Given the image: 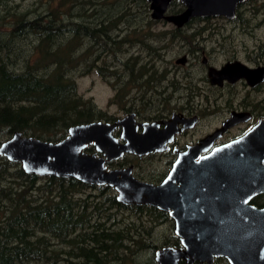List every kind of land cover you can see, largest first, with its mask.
Masks as SVG:
<instances>
[{
	"label": "trees",
	"instance_id": "obj_1",
	"mask_svg": "<svg viewBox=\"0 0 264 264\" xmlns=\"http://www.w3.org/2000/svg\"><path fill=\"white\" fill-rule=\"evenodd\" d=\"M8 1L0 0V141L19 132L56 143L71 126L112 121L78 93L75 74L96 72L111 81L114 103L128 99L133 88L142 109L164 94L157 89L167 81V70L159 74L156 62L162 57L159 51L167 48L146 46L150 61L123 60L117 54L124 45L130 48L122 55L140 45L145 48L144 40L129 33L118 39L117 32L120 26L140 32L134 28L140 23L132 10L144 9L146 14L145 0H58L56 10L52 0L41 12L36 8L21 12V3L10 0L14 3L9 8ZM249 3L264 15V0ZM177 7L181 5L174 1L171 9ZM169 35L176 41L177 33ZM22 42L25 47L15 49ZM170 86L176 88L173 82ZM88 189L98 193L86 195ZM119 212L146 216L158 225L168 221L155 208L119 204L107 186L28 175L19 163L0 157V264H127L144 250L152 253L153 260L156 250L179 246L169 236L160 246L148 242L135 223H122ZM216 264L228 262L219 259Z\"/></svg>",
	"mask_w": 264,
	"mask_h": 264
},
{
	"label": "water",
	"instance_id": "obj_2",
	"mask_svg": "<svg viewBox=\"0 0 264 264\" xmlns=\"http://www.w3.org/2000/svg\"><path fill=\"white\" fill-rule=\"evenodd\" d=\"M145 1L152 19H164L180 28L197 17L235 19L238 6L247 0H179L185 10L171 16L165 13L174 0ZM184 61L182 57L176 63ZM238 64L220 71L211 69L209 76L215 78L212 83L221 84L233 67H239L238 77L264 81V68L250 70ZM228 123L180 154L161 185L135 179L132 167L107 170L105 163L125 154L141 157L164 151L176 132L175 118L165 123L161 134L156 133L158 123L138 124L134 113L113 123L93 121L71 126L67 136L56 143L16 132L1 143L0 157L19 163L28 175L107 186L115 191L119 204L168 212L181 247L158 249L154 254L156 264H213L215 259L228 264H264V209L249 204L253 197L264 194V126L195 160L221 137ZM117 128H121L122 143L113 135ZM89 146L94 153L84 151Z\"/></svg>",
	"mask_w": 264,
	"mask_h": 264
},
{
	"label": "flooded vegetation",
	"instance_id": "obj_3",
	"mask_svg": "<svg viewBox=\"0 0 264 264\" xmlns=\"http://www.w3.org/2000/svg\"><path fill=\"white\" fill-rule=\"evenodd\" d=\"M174 1L179 2V0ZM247 3H249V0L238 6L235 19L229 20L225 17H197L190 19L188 23L180 28L175 27L164 19H152L151 10L147 3L148 9H146V14L149 16L148 21L154 25L159 23L172 25L174 28L172 33H177V38L176 41L172 40L171 43L179 44L182 48H186L183 50V55L178 57L174 61V64H171L174 66L172 68L174 72L172 71L169 73V70H167L165 74L166 78H168V74H172L171 77L177 79L176 83H174L176 88L173 89V87L168 85L167 89L164 90V94L157 100L156 104H151L143 109L139 107L127 110L125 115L121 118L134 113L135 120L138 124L158 123L159 126L156 129V133L159 134L165 130V123L175 118L176 132L173 134L171 142L166 144L167 149L164 151L152 152L141 157L125 154L117 161H107L105 163L107 170L132 167V174L135 179L151 185H161L167 180L180 154L187 152L190 147L195 146L201 140L206 139L208 136L220 130L225 123L229 122V127L225 129L221 137L213 142L207 151L200 153V155L195 158L196 161L206 157L218 147L242 139L256 127L264 126V81H248L244 77H238L239 67H233L227 74V77L222 80L221 84L212 83L213 80L215 81V78L209 76V71L211 69L220 71L226 66L233 64L239 65L238 63L250 70L264 68V41H255L252 46H248L243 42L241 45L243 52L236 49L233 42L227 47L219 46V43L215 42L218 47H213L209 51H206V45L213 44L214 41L206 37L204 39L202 37V39L198 41V37L202 32H204V34L217 32L226 34L234 31L251 37L254 31L253 29L260 27V25H258L259 23L254 25L251 24V21H256V15H259L258 13L261 12H255L254 9L253 13L251 10L241 12L239 8ZM171 5L165 13V16L178 15L185 10L181 4L180 8L178 7L175 10H171ZM239 12L241 13L239 14ZM248 15L252 16L249 20L246 18ZM214 19H223L225 22H228V26L206 25L199 28V26L195 25V23L200 21L209 22ZM261 21L263 22L264 19ZM184 31L192 32L190 40L183 41V39L180 38ZM162 48L166 47H161L160 49ZM218 49L220 50L218 51ZM242 54L243 56L240 57ZM182 57H185L184 63L177 64L176 61ZM219 57L224 59L222 62L217 63ZM197 66L201 67L203 73L195 74L192 71V68H197ZM180 69H184L185 71L182 73L177 72ZM121 118L109 121V123H113ZM212 122H217V124L212 126ZM142 131L143 129L139 127L138 132L141 133ZM113 135L118 138L121 143L123 142L120 139L121 128H117ZM90 147L93 148L92 146L88 148ZM88 148L84 151L89 154L95 152L94 148L93 151L88 152ZM128 157L131 159H127ZM134 160L136 162H134ZM178 185L180 186V184H177V186ZM249 204L256 209H264V194L256 195L251 199ZM161 212L167 215L168 221L160 225L169 224L171 226L169 238L179 241V246L175 245L168 247L180 248V238L175 234L174 220L170 217L168 212ZM217 260L219 259H215L213 264H215ZM180 264L184 263L180 262Z\"/></svg>",
	"mask_w": 264,
	"mask_h": 264
},
{
	"label": "rangeland",
	"instance_id": "obj_4",
	"mask_svg": "<svg viewBox=\"0 0 264 264\" xmlns=\"http://www.w3.org/2000/svg\"><path fill=\"white\" fill-rule=\"evenodd\" d=\"M16 3L18 4H22L21 8L22 10H19L21 12H25L26 10H32L34 11L35 8L37 9V11L41 12V9L46 11L48 4V1H52V0H41L42 4L39 3V0H15ZM14 3V1H8L6 2L7 7L11 8L12 4ZM39 3V4H38ZM52 9L56 10L59 7V2L58 0H54L52 1ZM37 6V7H36ZM253 6L254 3H247L246 5H242L239 9L241 12L243 11H247V10H251L252 13L253 11ZM1 7V6H0ZM178 8V7H177ZM177 8H173L171 10H175ZM63 11H67L64 8H62ZM0 10H2L0 8ZM144 9H138L135 8L132 10L133 14L137 15L138 18V22L140 24H134V28H137L139 31H137L135 34L133 33L132 30L120 26V28L117 30V32H119L120 37L118 39H122L124 36H126L128 33L130 34V37L133 38H139V40H144V46L145 48L142 47V45H140L139 47H134L132 49H130V51L128 53H125L122 55V53H124L127 49L130 48L129 45H124L121 48V53H117L119 58L125 60L127 58H131V57H140L141 59H145L146 61H150V57L148 55V51L146 50V46L151 45L153 48L155 49H159L161 47H166V50H162L159 51V54L162 55V57L159 59V61L156 62V66L159 70V74L163 72V69L169 70V73H171L172 71L174 72V70L172 69L174 66H172L171 64H174V61L178 58L181 57L183 55V50H185L186 47H183L179 44H173L171 43V37H170V33L173 32V26L170 24H165V23H159L157 25L151 24L149 23L147 25V15L145 14V12L143 11ZM83 14V13H82ZM259 15H256L257 17L255 18L256 21H251V24H257L260 25L259 28L253 29V34L250 36H245L244 34L241 33H237V32H230V33H210V34H204V32H202L199 35V39L198 41H200L203 37V39L206 37L207 39L214 41L213 44H207L206 47V51H209L211 48L213 47H218V45L220 46H225L227 47L228 45L232 44V42L234 43V45L236 46V49H238L239 51L243 52V49L241 47V45L243 44V42H245L246 45L248 46H252L253 43L255 41H264V21L262 22L261 20L264 19V15H262L263 13H258ZM2 16V15H0ZM248 20L250 18H252L251 15H248L246 17ZM87 20H89L87 18ZM1 23V20H0ZM240 25L242 23H239ZM195 25L200 27H204L206 25H227L228 26V22H225L223 19H214L211 21H200L198 23H195ZM243 25V24H242ZM5 27V26H4ZM166 36L164 39L161 38V35ZM117 34L115 33L113 36H116ZM192 32L191 31H184L181 34V37L183 39V37H188L189 39L191 38ZM150 36V37H148ZM232 36V37H231ZM148 37V38H146ZM131 38V39H133ZM179 38V39H180ZM206 39V40H207ZM158 41H163V42H158ZM184 41V39H183ZM215 42H218L219 44H215ZM26 43H29L28 41ZM211 43V42H210ZM25 43L22 42L16 45L15 49H23L25 47ZM26 47H29V45H27ZM221 49V48H220ZM218 49V51L220 50ZM242 55H240V57H242ZM223 57V56H222ZM219 57V59L217 60V63H220L223 61L224 58ZM107 58V57H106ZM109 58V57H108ZM119 60V59H118ZM109 61L114 62V59L112 56H110ZM183 71H185L184 69H180L177 72L182 73ZM192 71L195 74H201L203 73V70L201 69V67L197 68H192ZM172 74H168V78L167 81L160 83V85L162 86L161 88L157 89V92H161L167 89V86H170V82L176 83L177 79H174V77H171ZM75 78V82L77 84V89H78V93L80 95L83 96L84 99H89L92 101V103L94 104V106L96 107V109L99 112L104 113L107 117L112 118V120L117 119V118H121L125 115V110H122L123 108H139V104L140 102L136 101L134 99V95L136 94V90L133 88L132 92L130 93L128 99H123L121 102H118V100L114 102H112L114 96H115V90L113 87V83L111 81H108L107 79H104L103 77L99 76L96 72H91L86 76H79L78 74L74 75ZM255 97V96H253ZM217 124V122H212L211 125L215 126ZM7 139H2L0 142H4ZM127 159H131L130 157H128ZM144 161V160H143ZM141 161V162H143ZM134 162H136L134 160ZM98 192L96 190L93 189H88L87 192L85 193L86 195H95ZM114 194H116L114 192ZM130 213H118V218L120 220H122L123 224H132L135 223L136 226L138 227V230L140 232H142L143 230V234L146 237V239H148V242L153 243L155 245H162V243L167 240L166 238H168V236L171 233V226L169 224H165V225H158L156 222L152 223L150 218H147L146 216L137 218L135 216H130ZM134 250V249H133ZM131 261H128L127 264H154L155 261L154 259L152 260V253L150 251H142L140 254L137 253V255H135L133 258H131ZM154 262V263H153ZM156 264V263H155ZM216 264V263H215Z\"/></svg>",
	"mask_w": 264,
	"mask_h": 264
}]
</instances>
